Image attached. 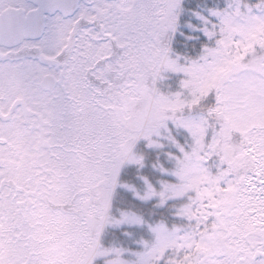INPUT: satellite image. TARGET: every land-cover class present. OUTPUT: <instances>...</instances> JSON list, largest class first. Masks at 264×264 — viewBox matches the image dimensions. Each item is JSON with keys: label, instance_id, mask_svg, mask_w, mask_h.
<instances>
[{"label": "snow or ice", "instance_id": "snow-or-ice-1", "mask_svg": "<svg viewBox=\"0 0 264 264\" xmlns=\"http://www.w3.org/2000/svg\"><path fill=\"white\" fill-rule=\"evenodd\" d=\"M0 264H264V0H0Z\"/></svg>", "mask_w": 264, "mask_h": 264}]
</instances>
